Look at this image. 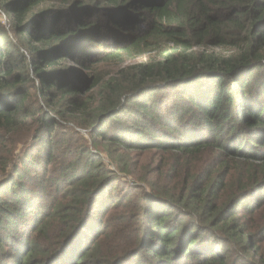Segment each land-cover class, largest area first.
Here are the masks:
<instances>
[{"label":"trees","instance_id":"obj_1","mask_svg":"<svg viewBox=\"0 0 264 264\" xmlns=\"http://www.w3.org/2000/svg\"><path fill=\"white\" fill-rule=\"evenodd\" d=\"M2 16L0 264H264V0Z\"/></svg>","mask_w":264,"mask_h":264},{"label":"rangeland","instance_id":"obj_2","mask_svg":"<svg viewBox=\"0 0 264 264\" xmlns=\"http://www.w3.org/2000/svg\"><path fill=\"white\" fill-rule=\"evenodd\" d=\"M5 20H6V19H5V17H3V16L0 18V21H3L4 23H5ZM136 60H138V59H133L132 61H136ZM104 158H105V163H106V164H109V163H108V159L106 158L105 154H104Z\"/></svg>","mask_w":264,"mask_h":264}]
</instances>
